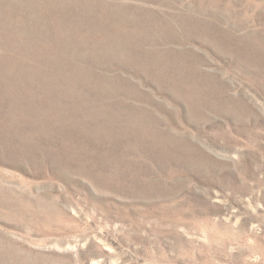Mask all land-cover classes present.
I'll return each mask as SVG.
<instances>
[{
  "label": "rangeland",
  "instance_id": "1",
  "mask_svg": "<svg viewBox=\"0 0 264 264\" xmlns=\"http://www.w3.org/2000/svg\"><path fill=\"white\" fill-rule=\"evenodd\" d=\"M0 264H264V0H0Z\"/></svg>",
  "mask_w": 264,
  "mask_h": 264
}]
</instances>
